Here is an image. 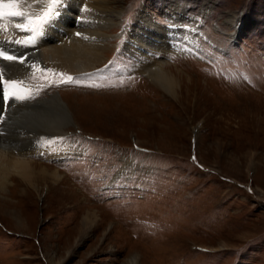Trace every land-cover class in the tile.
Instances as JSON below:
<instances>
[{
    "label": "rangeland",
    "instance_id": "374dc122",
    "mask_svg": "<svg viewBox=\"0 0 264 264\" xmlns=\"http://www.w3.org/2000/svg\"><path fill=\"white\" fill-rule=\"evenodd\" d=\"M118 1L97 70L40 92L74 125L32 161L71 187L10 207L0 191V264H264V0ZM152 29L162 46L134 58L128 35ZM151 61L175 97L141 74Z\"/></svg>",
    "mask_w": 264,
    "mask_h": 264
},
{
    "label": "bare ground",
    "instance_id": "6f19581e",
    "mask_svg": "<svg viewBox=\"0 0 264 264\" xmlns=\"http://www.w3.org/2000/svg\"><path fill=\"white\" fill-rule=\"evenodd\" d=\"M67 1L68 9L61 10L63 16L52 19L62 32H53L48 28L45 30L44 38L41 35L36 36L35 31L36 29L41 31L44 26L51 23L43 24L41 23L43 19L36 23L37 21L31 17L33 14L52 15L56 12V5L51 4L50 0H0V41L13 45L21 40L27 44L31 38L38 40L37 44L33 43L35 45L32 46L33 49L38 47V52L20 64H1L5 76L12 78L19 75L24 79L35 67L61 69L62 72L76 74L95 69L103 63L110 47L108 33L112 27L117 26V21L122 15V12L117 10L121 5L120 1ZM141 16L145 19L146 14L143 13ZM151 25L152 23L148 28ZM156 29L149 30L151 33L147 32L150 39L145 41L129 34L131 45L127 47V51L143 56L140 52L147 50L146 45L160 49L163 44L159 40L160 37L151 35L152 31L158 32ZM163 64L155 61L147 65L141 63L139 65L141 74L154 86L175 97L179 86L178 80L163 67ZM20 86L23 89L26 87L25 83ZM15 94L8 103L4 120L0 124V191L9 193L5 201L9 207L19 204L16 199L18 195L14 193L18 189H22L19 197L24 198L38 194L39 190L49 191L52 185L55 188L67 184V187H71L67 180L61 177L60 172L32 161V157L42 156L53 147H57L68 134L69 127L74 125L73 116L66 104L59 95H48L31 103L29 97L23 99L19 93ZM1 107L0 100V112ZM72 150L71 145L65 146L64 149L58 148L49 158L62 161L72 154ZM49 181L52 185L48 184ZM85 220V223L90 221L88 218Z\"/></svg>",
    "mask_w": 264,
    "mask_h": 264
},
{
    "label": "snow or ice",
    "instance_id": "6c2138e0",
    "mask_svg": "<svg viewBox=\"0 0 264 264\" xmlns=\"http://www.w3.org/2000/svg\"><path fill=\"white\" fill-rule=\"evenodd\" d=\"M11 15H16L17 13H10ZM0 55H3L2 53H0ZM3 59L5 60H12L14 59V57L12 56H8V55H3Z\"/></svg>",
    "mask_w": 264,
    "mask_h": 264
}]
</instances>
